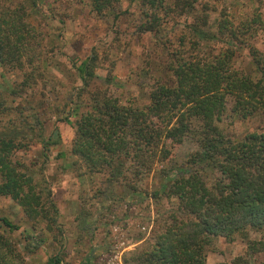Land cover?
Here are the masks:
<instances>
[{
	"label": "trees",
	"instance_id": "obj_1",
	"mask_svg": "<svg viewBox=\"0 0 264 264\" xmlns=\"http://www.w3.org/2000/svg\"><path fill=\"white\" fill-rule=\"evenodd\" d=\"M118 1L87 3L102 14ZM141 2L152 11L140 31H160L158 9L190 19L186 33L177 36L179 47L162 62L167 76L145 72L154 76L147 101L122 102L108 90L117 81L110 73L103 78L106 86H93L97 55L85 57L78 66L80 89L61 118L74 126L70 156L83 163L85 174H102L101 188H128L155 202L174 199L170 208L155 212L152 240L129 251L125 264H205L207 248L219 235L246 242L243 253L220 264H250V256L264 251V237H251L264 232V122L240 135L224 132L219 122L228 105L233 119H264V50L253 40L264 34V19L259 12L236 24L224 12L211 18L210 5L197 9V0ZM37 37L26 5L0 7V64L21 72L25 84L32 78ZM239 45L248 50V68L236 62ZM26 134L24 127L0 130V197L16 201L32 226L56 233L58 209L47 179L34 176L16 157ZM187 136L197 148L173 161L171 148ZM41 141L47 157L45 150L55 142ZM154 172L160 175L157 187L140 189ZM0 220L10 231L18 228ZM62 262L55 253L39 264ZM0 264H22L16 244L1 231Z\"/></svg>",
	"mask_w": 264,
	"mask_h": 264
},
{
	"label": "rangeland",
	"instance_id": "obj_2",
	"mask_svg": "<svg viewBox=\"0 0 264 264\" xmlns=\"http://www.w3.org/2000/svg\"><path fill=\"white\" fill-rule=\"evenodd\" d=\"M16 2L26 5L28 21L37 32V56L26 84L21 72L0 64V130L26 128V145L16 157L34 176L47 179L58 209V226L56 233L41 224L32 226L16 201L1 196L0 218L18 228L10 231L0 220V231L16 244L22 264H39L55 253L62 256V264H111L115 256L125 264L129 251L152 240L155 212H163L175 201L162 197L155 202L143 193L133 196L128 188L118 186L101 188L106 185L102 174H85L83 163H74L76 157L70 156L74 126L61 118L81 86L78 66L93 53L97 55L93 86H106L103 78L110 73L117 80L108 85L112 95L122 102L147 101L153 77L167 76L162 62L179 47L177 36L186 33L184 24L190 19L158 9L163 22L160 31L153 33L140 31L152 11L141 0H119L102 14L91 11L87 0H37L34 6L29 5L30 0H0V7ZM205 3L212 8L211 18L224 12L233 24L254 12L264 19V0H197L195 4L201 9ZM253 40L264 50L263 33H256ZM235 54L237 64L248 68L246 47L239 45ZM263 122L259 115L233 119L228 105L219 125L226 133L240 135L258 129ZM47 138L55 143L45 150L44 157L41 140ZM196 148L190 137H184L171 148V159L181 162ZM159 180L158 173H151L143 178L140 189H154ZM261 236L264 232L251 235ZM245 243L239 237L229 241L216 236L207 248L205 264L230 261L244 252ZM250 259V264H264V251Z\"/></svg>",
	"mask_w": 264,
	"mask_h": 264
},
{
	"label": "built area",
	"instance_id": "obj_3",
	"mask_svg": "<svg viewBox=\"0 0 264 264\" xmlns=\"http://www.w3.org/2000/svg\"><path fill=\"white\" fill-rule=\"evenodd\" d=\"M111 264H123L119 256H115Z\"/></svg>",
	"mask_w": 264,
	"mask_h": 264
}]
</instances>
